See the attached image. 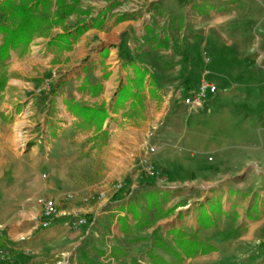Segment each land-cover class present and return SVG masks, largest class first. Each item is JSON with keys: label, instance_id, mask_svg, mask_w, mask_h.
<instances>
[{"label": "crops", "instance_id": "obj_1", "mask_svg": "<svg viewBox=\"0 0 264 264\" xmlns=\"http://www.w3.org/2000/svg\"><path fill=\"white\" fill-rule=\"evenodd\" d=\"M254 1L255 22L245 36L239 4L207 16L214 0H109L101 7L105 10L95 14L77 3L52 28L56 33L46 38L45 48L11 51L6 63L15 77L5 88L6 98L16 100L15 94L22 93L14 103L19 105L28 94L37 96V120L45 127L43 145L90 135L96 141L106 139L109 157L116 159L119 153L116 160L124 175H130L126 189L108 190L104 200L88 203L83 193L98 190L101 181L89 186L79 179L75 166L81 161L70 156L59 167L50 166L40 153L42 144L20 153L12 145V153L24 163L13 178L15 197L21 192H31L35 199L54 197L61 213L78 211L88 222L78 229L63 220L43 227L36 215L39 208L13 213L9 227L0 223V248H8L12 260L0 264H56L58 254L64 255V264H193L204 255H186L176 244L180 232L218 246L212 238L218 232L213 221L226 226L237 219L244 227L255 221L250 216L264 212L262 196L249 192L264 187V55L256 67L242 55L264 45V0ZM58 7L57 0H51L48 11L54 14ZM121 15L127 17L118 21ZM78 25L87 30L78 38L69 37L70 48L53 44L57 34ZM204 52L211 54L209 65ZM51 59L62 63L53 65ZM116 62L122 70L114 77ZM52 66H64L67 78L47 90L44 79ZM135 66L148 70L142 88L129 85ZM24 77L39 79L40 84ZM203 79L216 82L218 92L199 107L186 105L183 94ZM36 87L43 93L34 94ZM126 88L130 96L122 99L120 90ZM154 93L163 96L164 108L177 110L165 130L151 139L156 150L149 158L161 174L147 176L140 174V162L155 121L140 119L136 126L129 116ZM75 102L104 105L109 116L101 126L82 123L70 111ZM85 126L90 131L80 133ZM61 148L70 152L67 145ZM45 166L47 181L42 177ZM69 193H76L75 198L69 199Z\"/></svg>", "mask_w": 264, "mask_h": 264}, {"label": "rangeland", "instance_id": "obj_2", "mask_svg": "<svg viewBox=\"0 0 264 264\" xmlns=\"http://www.w3.org/2000/svg\"><path fill=\"white\" fill-rule=\"evenodd\" d=\"M108 1L109 0H60L58 2L57 0V4L59 7L54 14L48 11L50 7L46 10L39 9L38 13L44 15L48 19V23L45 25V27H43L39 32L36 33L31 44L28 46L25 52L28 51L30 46H33L34 49H40V50L45 48L46 43H48V40L46 38L51 37L53 36V34L56 33V31L52 30V28H54L58 23H53L52 21H54L57 17H62L63 20L64 15L70 14V12L66 14L64 13V11H70L71 8L75 9L77 3H79V5H84L87 8V12H91L95 14L96 12H100L103 9L105 10V8L101 9V7L107 5ZM17 3H19V0H17ZM255 3L256 2L254 0H214L213 5L207 7L205 13L207 14V16H210L211 14L218 13L223 9L231 10L233 5L239 4V6H241L240 8L243 10L242 13H244L242 14L244 15L242 17L244 19L243 21L244 26L241 27V30H242V36H245V32L251 30L255 22V20L251 18L253 10H255L254 8V6L256 5ZM112 4L114 3L112 2L109 5ZM225 4H230V5L228 7ZM58 11L60 12V16L57 15ZM126 17L127 15H121L117 18V20L122 21ZM0 19L4 21L1 11H0ZM2 42H3V35L0 36V45L2 44ZM260 47H261L260 49L245 52L244 54H242V55H248L247 61L248 64L251 65L252 67H256L257 65L255 63L263 59L262 55H264V45ZM208 55L209 57H211L210 56L211 54L209 52ZM116 59L117 58L115 57L113 60L115 61ZM51 61L53 65L54 64L58 65L62 63L60 60L57 59H51ZM118 66H119V62H116L112 71L113 70L117 71ZM65 69L66 68L64 66H57V67L52 66L51 68H48L47 76L44 79V86L45 88H47V90L53 89V83H55L56 81L58 82L59 80H63V78H67L65 71H63ZM121 70L122 67L118 69L114 77H116L119 74L118 72ZM13 77L15 76L13 74L10 75V72L8 70V64L6 62L0 63V83L5 81V86L0 88V223H3L2 226H5L6 228L9 227V224L13 221L12 220L13 213L24 212V211L29 212L31 209L35 210L36 208L40 209L39 215L38 213L36 214L38 216V219L41 221V223L43 220V214L41 208H42V199L44 197L35 199L32 197L31 192L28 193L21 192L19 193V197H15V194L13 193L14 188L12 183H13V178L17 174L16 172L17 167H21L22 169L24 168V163L19 158L14 156V154L12 153V145L15 152L20 151L19 148L17 147L16 136H15L16 129L19 125L24 124L25 129H30L33 132H38L40 136L44 137V139H42L41 142L37 140L32 141L30 145H34V143H36L37 145L42 144L39 145L41 149L40 153H42V157L46 165L59 167L60 164L64 161V159H66V157L71 156L73 160L75 161L78 160L82 162V164H79L78 168L77 165L75 166L76 167L75 170L78 169L76 171V176L79 177V179H82L86 185L90 186L92 184L99 183L101 181V183L98 184L99 187L98 190L88 191L83 193L82 196L83 201L88 203L93 201H101L107 197L108 190H112L115 193H119L120 191L127 188L126 180L127 178H129L130 173L124 175L125 172L122 170L119 160L118 162L116 160L117 158L121 157L119 153L115 152L114 155L116 159H114L113 156L111 158L109 157V153H107L108 147L104 148V146L107 145L106 139H102L101 141H96L90 135V136H85L84 138L81 139H75V138L73 139V137H70V140L68 141H63L61 138H59L56 141H49L47 145H43L45 142V127L42 126V124L37 120V96L29 95V94L27 96L25 95L27 97L25 99V102L19 105H15L14 103L18 102L19 99H22L20 97L22 93L15 94L16 97H18V99L16 100H12L10 97L6 98L7 94H5V88L8 85L9 80ZM24 78H25L24 80H31V81L35 80L37 85L40 84L39 79H33V78L30 79L28 77H24ZM132 84L133 83H129V85ZM26 85L28 86L29 84ZM41 89H42L41 87L39 88L36 87L33 88V90L31 91L34 94H39L40 92L43 93ZM153 95L154 97H152L149 101H147L146 99V102L141 107V109H138L136 112L132 113V115L129 116L130 118H132L133 121H136L135 123L137 124L136 126L140 125L137 123L140 119L143 120L149 119L151 121H155L154 125L151 126V129L149 130L147 136L148 137L147 154H145V156L141 158V162H140L141 164L140 174L142 175H146V172L143 169L144 168L143 158L146 156L149 158V154H148L150 152L149 148L151 146H155L153 140L151 139L156 136V133L165 130V128L169 124V119L175 113L174 111L177 110L175 108H168V107L164 108L163 96L157 93H154ZM182 98H184V94ZM172 100H173V96L170 97L171 102ZM10 106L13 107L10 108ZM7 111L8 113H6ZM75 131L76 129L74 124V128L71 129V132L74 133ZM83 131L85 132V134H87L90 130L88 129V126H85V129L79 132L82 133ZM64 145L65 146L67 145L69 147L68 148L70 150L69 153L62 152L61 146ZM129 154L132 155V152H129ZM130 155H128L127 157H130ZM124 156H122V158H124ZM211 156L212 157H209V159L213 158V155ZM152 162L155 163L154 161ZM252 164L253 163H248V165H252ZM44 168L46 169H44V171L42 172V177L44 181H47L49 179V170L47 166H45ZM260 168L264 170V164L260 165ZM160 174L161 173L159 170L158 175ZM119 175H121L122 177L119 178ZM110 179H115V180H110ZM120 182L124 183L123 188L116 189L114 187V184ZM249 192L257 193L261 195L262 196L261 201L264 202L262 200L264 199V187H262V189L260 188L256 190L252 189ZM72 194H74V198H75L76 193H72ZM92 195L93 196L98 195L99 197L91 198L89 199V201H87L86 198ZM18 199H21V201L25 199L26 200L25 203L17 204L16 200ZM58 209L60 215L58 214V216H56V220L64 221L68 217L65 214L79 213L78 211L61 213L59 204H58ZM63 216H65L66 218H64ZM250 217L251 218L253 217L255 221H252L251 223L248 222V225H245L244 227L240 225V220L238 221L237 219H234V222L232 224L228 223V225L226 226L214 225L213 228L214 231L218 230V232H214L212 238L218 243V246L214 244L212 245L216 246L217 250L212 251L215 252L213 254H210L212 252L207 254H202L204 256L199 257L198 261L194 262L193 264H218V263L256 264L260 260H262L263 263L264 262V212L261 215H255ZM252 226L255 227L254 230L252 231L253 233L250 235V229L252 228ZM248 235H250V237H248ZM194 238H198L201 241L210 243L209 240L204 238L201 239L198 236L193 237L191 239ZM0 249H2V252H0V262L9 263L12 260L11 251L8 250V248L6 249L0 248ZM54 260L56 261V264H64L65 262L63 254L56 255L54 257Z\"/></svg>", "mask_w": 264, "mask_h": 264}, {"label": "trees", "instance_id": "obj_3", "mask_svg": "<svg viewBox=\"0 0 264 264\" xmlns=\"http://www.w3.org/2000/svg\"><path fill=\"white\" fill-rule=\"evenodd\" d=\"M50 5L51 0H19V3H17V0L0 1V11L4 18V21L0 19V35H3V42L0 45V63H5L10 58L12 50L19 49L25 52L36 33L48 23V19L38 13L39 9L46 10ZM73 10L74 8H71L70 11H64V13L67 14ZM57 15L60 16L59 11ZM60 21H62V17H57L52 22L59 23ZM86 30V25H78L74 31L57 34L52 39V42L60 47L70 48L71 42L69 37L78 38ZM134 70L135 78L132 83L134 86L142 88L148 70L140 66H135ZM4 86L5 81L0 83V88ZM120 96L123 99L128 98L130 96V88L121 89ZM70 111L78 119H81L82 123L95 124L97 126L103 125L109 116L107 107L104 105L97 107L81 105L75 102L70 106ZM214 225H216V221H213L212 226ZM176 244L186 255L207 254L217 250L216 246L201 241L198 238L191 239L183 232H180L177 236Z\"/></svg>", "mask_w": 264, "mask_h": 264}, {"label": "built area", "instance_id": "obj_4", "mask_svg": "<svg viewBox=\"0 0 264 264\" xmlns=\"http://www.w3.org/2000/svg\"><path fill=\"white\" fill-rule=\"evenodd\" d=\"M203 57H204V62L207 65H209L212 59L211 57H209L208 52H204ZM218 90L219 87L216 82L209 79H203L202 81L199 82V84L195 88L187 90V93L183 101L186 105H192V106L196 105L199 107L200 105H202L204 100H206L210 95L216 94ZM15 136H16V144L20 151H26L30 146H32L30 145L32 141L37 140L41 142L42 139H44V137L40 136L38 132H33L30 129H25L24 124L19 125L17 127ZM149 151L154 152L155 146H151L149 148ZM143 165H144L143 169L146 172L147 176H156L159 174V170L156 167L155 163H153L147 156L143 158ZM123 186H124L123 182L114 184V187L116 189H121L123 188ZM95 197H99V196L92 195L86 198V200L89 201V199ZM68 198L70 199L74 198V194L72 193L68 194ZM42 214H43V220L41 225L43 227H49L57 221L56 216H58L59 214V209H58V202L54 197L46 196L42 199ZM65 215H67L68 217L66 220H64V222L72 229L81 228L82 226L86 225L88 222L87 217L80 213H69ZM0 252H2V249H0Z\"/></svg>", "mask_w": 264, "mask_h": 264}]
</instances>
